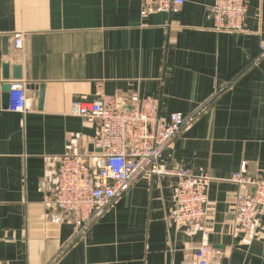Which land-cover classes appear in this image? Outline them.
I'll list each match as a JSON object with an SVG mask.
<instances>
[{
    "label": "crops",
    "instance_id": "obj_1",
    "mask_svg": "<svg viewBox=\"0 0 264 264\" xmlns=\"http://www.w3.org/2000/svg\"><path fill=\"white\" fill-rule=\"evenodd\" d=\"M212 4L144 17L143 0H0V263L195 264L208 242L212 264H264V216L237 225L236 196L250 188L232 179L243 165L264 176V0H249L243 31L217 30ZM5 61L23 65L27 113L8 109ZM105 94L183 113L160 164L211 178L203 220L171 217L173 174L143 176L79 235L73 214L49 203L60 156L97 151V123L73 103Z\"/></svg>",
    "mask_w": 264,
    "mask_h": 264
},
{
    "label": "built area",
    "instance_id": "obj_2",
    "mask_svg": "<svg viewBox=\"0 0 264 264\" xmlns=\"http://www.w3.org/2000/svg\"><path fill=\"white\" fill-rule=\"evenodd\" d=\"M185 0H143L142 15L154 10L177 12ZM212 16L220 31H243L249 0H213ZM17 48L24 44L23 34H15ZM264 51V43L261 46ZM131 107L121 106L113 95H101L91 102H74L73 113L97 123L95 152L86 161L80 154L64 153L59 158L55 192L49 203L62 212L72 213L76 220V235L88 227L131 186L150 173L173 174L178 178L175 210L171 217L179 221H201L207 215V188L211 178L189 169L170 170L160 164V158L173 144L186 124L182 112L168 118L160 114V102L153 96L134 95ZM8 109L27 113L29 102L25 81H14L9 93ZM242 173L233 181L250 190L238 192L235 200L236 223L252 229L259 216H264V176L252 177L242 166ZM217 252L208 242L195 254V264H212ZM2 264V263H0Z\"/></svg>",
    "mask_w": 264,
    "mask_h": 264
},
{
    "label": "water",
    "instance_id": "obj_3",
    "mask_svg": "<svg viewBox=\"0 0 264 264\" xmlns=\"http://www.w3.org/2000/svg\"><path fill=\"white\" fill-rule=\"evenodd\" d=\"M4 79L6 84L4 86V91L6 93V98L9 102V93L11 91L12 81H21L24 79L23 65L12 63L11 61H5L3 63ZM44 87H41V97L43 96ZM43 98H41L42 101Z\"/></svg>",
    "mask_w": 264,
    "mask_h": 264
}]
</instances>
